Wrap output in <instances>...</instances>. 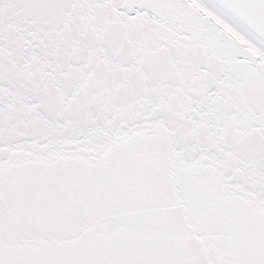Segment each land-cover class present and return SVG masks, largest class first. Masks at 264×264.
Listing matches in <instances>:
<instances>
[{"label": "snow or ice", "instance_id": "6c2138e0", "mask_svg": "<svg viewBox=\"0 0 264 264\" xmlns=\"http://www.w3.org/2000/svg\"><path fill=\"white\" fill-rule=\"evenodd\" d=\"M0 264H264V0H0Z\"/></svg>", "mask_w": 264, "mask_h": 264}]
</instances>
